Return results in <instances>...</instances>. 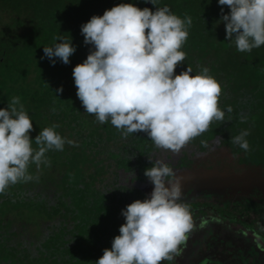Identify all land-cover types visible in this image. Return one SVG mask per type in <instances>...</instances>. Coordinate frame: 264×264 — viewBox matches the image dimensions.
Segmentation results:
<instances>
[{
	"label": "trees",
	"instance_id": "1",
	"mask_svg": "<svg viewBox=\"0 0 264 264\" xmlns=\"http://www.w3.org/2000/svg\"><path fill=\"white\" fill-rule=\"evenodd\" d=\"M121 3L153 11L168 6L182 19L190 16L189 37L181 49L186 59L176 74L188 66L199 74L206 67L222 86L219 106L225 120L213 121L187 143L176 166L190 165L193 149L206 151L212 146L264 165V46L241 53L226 41L225 24L217 22L222 9L223 14L230 12L228 6L218 0H157V6L144 0H0V108L13 97L20 98L33 120L34 148L42 129L53 125L72 141L63 151L47 152L48 164L39 168L31 164V181L0 194V264H95L120 234L125 223L122 210L150 196L137 182L149 181L144 171L156 162L151 155L158 147L145 133L125 137L110 121L102 124L86 113L73 78L74 67L93 50L84 43L81 26ZM58 36L72 40L77 49L69 64L53 58V65L44 56L43 47L61 42ZM61 87L63 92L56 94ZM243 130L250 132L247 151L232 142ZM206 205L200 200L187 206L193 213ZM255 233L258 243L249 261L240 259V254L227 261L221 256L216 259L222 258L224 264H260L264 232Z\"/></svg>",
	"mask_w": 264,
	"mask_h": 264
},
{
	"label": "clouds",
	"instance_id": "2",
	"mask_svg": "<svg viewBox=\"0 0 264 264\" xmlns=\"http://www.w3.org/2000/svg\"><path fill=\"white\" fill-rule=\"evenodd\" d=\"M157 6V0H144ZM230 8L217 23H224L226 41L238 52L264 46V0H218ZM192 24L168 6L139 8L121 3L94 15L81 26L84 43L93 50L73 69L76 95L85 112L100 123L122 130L125 137L145 133L159 148L179 153L192 139L207 131L213 121H224L219 106L221 84L204 67L193 74L191 66L176 74L186 53L182 51ZM43 47L44 56L64 64L76 52L72 40ZM62 93L63 87L56 90ZM231 111V108L228 109ZM57 125L43 128L33 147V120L13 97L0 108V194L12 185L32 180L31 164H48L46 153L63 151L66 140ZM243 130L232 138L242 150L250 148ZM151 161V160H150ZM144 175L154 185L150 196L122 210L125 223L110 249L95 264H164L179 254V246L193 228L190 209L182 202L183 182L164 160L151 161Z\"/></svg>",
	"mask_w": 264,
	"mask_h": 264
},
{
	"label": "rangeland",
	"instance_id": "3",
	"mask_svg": "<svg viewBox=\"0 0 264 264\" xmlns=\"http://www.w3.org/2000/svg\"><path fill=\"white\" fill-rule=\"evenodd\" d=\"M182 149L177 154L158 147L151 156L153 161L167 162L182 178L183 203L188 205L203 200L208 205L191 213L193 228L179 246V254L164 264H201L206 260L213 264L217 262L215 260L223 262V258L227 261L238 254L240 259L249 261L247 257L255 253L254 247L258 243L255 230L264 232V165L250 163L242 158V153L212 146L206 151L193 149V154L189 155L193 159L191 164L178 167ZM137 183L146 187L149 194L153 191L154 185L150 181ZM221 211L238 220H231ZM216 241L218 249L217 245H212ZM219 256L222 258L216 259ZM259 263L263 264L264 259Z\"/></svg>",
	"mask_w": 264,
	"mask_h": 264
},
{
	"label": "water",
	"instance_id": "4",
	"mask_svg": "<svg viewBox=\"0 0 264 264\" xmlns=\"http://www.w3.org/2000/svg\"><path fill=\"white\" fill-rule=\"evenodd\" d=\"M201 264H212V263H211V261H209V260L207 261V260H206V262H203V263H201ZM217 264H224V263L221 262V261H218Z\"/></svg>",
	"mask_w": 264,
	"mask_h": 264
}]
</instances>
